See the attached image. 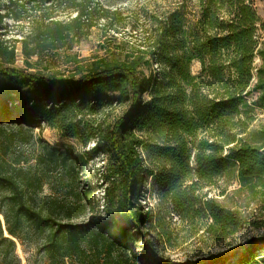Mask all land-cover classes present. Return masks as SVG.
<instances>
[{
    "label": "trees",
    "instance_id": "trees-1",
    "mask_svg": "<svg viewBox=\"0 0 264 264\" xmlns=\"http://www.w3.org/2000/svg\"><path fill=\"white\" fill-rule=\"evenodd\" d=\"M46 1H0V264H22L16 246L24 243L40 253L37 264H132L125 253L104 251L155 228L151 211L140 204L148 180L158 202L180 220L192 224L198 217V229L221 238L237 222L235 213L202 190L234 170L251 195L256 186L264 195V129L260 143L252 144L244 136L253 117L240 116L246 107L264 110V17L256 0L181 2L156 21L145 41L152 46L122 58L104 56L66 78L45 75L26 59L69 46L93 19L112 13L92 0H50L75 15L36 14ZM26 9L29 30L20 39L4 38L5 20L22 21ZM17 43L31 72L9 68ZM194 60L201 65L197 74L190 69ZM254 93L256 101L248 102ZM111 103L124 108L109 124L85 119ZM42 124L93 145L81 154L52 146L33 133ZM98 155L105 158L103 215L76 223L93 194L78 189L79 171ZM45 185L61 197L44 195ZM142 244L143 264H179L160 239L143 236ZM180 264H264V236L240 250Z\"/></svg>",
    "mask_w": 264,
    "mask_h": 264
},
{
    "label": "rangeland",
    "instance_id": "rangeland-1",
    "mask_svg": "<svg viewBox=\"0 0 264 264\" xmlns=\"http://www.w3.org/2000/svg\"><path fill=\"white\" fill-rule=\"evenodd\" d=\"M5 2L6 0H0ZM186 0H92L93 4L99 8L108 9L112 15L109 19L92 20L93 26L87 31H82L80 38L71 42L69 46H64L50 51H43L41 55L27 58L29 63L37 61V70L48 75L53 73V76L66 78L72 74L76 68L81 67L83 70L93 61L104 56L115 55L122 58L125 52H130L134 49H144L152 46V42H145L153 36L155 23L159 18H162L171 8L185 4ZM35 12L39 15H45L49 12L56 18L67 20L75 14L70 9H67L64 4H54L47 0L44 3L36 5ZM51 7L50 10H43L44 7ZM255 6L261 18L264 17V2L256 0ZM31 9H26L23 15L25 19L16 22L12 19H6L4 28L1 29L3 37L6 39H20L23 33L29 30L30 21L29 14ZM101 12L98 10V13ZM110 13V14H111ZM32 18V16L30 17ZM264 39V37H263ZM12 43V42H10ZM264 43V42H262ZM16 61L9 68L22 69L31 72L30 69H25V57L20 51V44L17 43ZM264 49L263 45H260ZM261 60L257 55L254 57L253 67H258ZM1 66V65H0ZM192 74L200 72L201 65L194 60L190 66ZM256 71L253 70V77ZM253 82H255L253 78ZM257 93H254L248 98V102L256 101ZM124 105L115 103L103 105L95 114H86L84 117L88 119L93 126H105L118 115ZM246 115L252 116L253 120L248 126L245 138L252 144L260 143V130L264 129V110L258 106L246 107ZM33 133H39L40 138L52 146L66 149L72 154H81L93 145V140H90L86 146H83L77 138H66L57 130L49 128L42 124L39 128H34ZM105 158L98 155L92 160L86 161L79 171L80 182L78 189L88 187L92 191L90 205H86L84 212L74 220V222H83L85 224L94 221L97 217L103 215V189L106 184L103 182V166ZM81 162L77 161L76 165L80 166ZM44 195L61 197L60 191L57 193L52 185L44 186ZM206 198H213L219 204L227 209L234 211L236 223L232 227L223 231L221 238L214 234H206L200 226L202 221L195 217L192 224L180 220V218L172 212L165 204H160L155 195L150 181L144 183V190L141 193L142 204L144 211L149 209L155 218L153 230H142L136 239H131L124 246L106 247L105 252L111 250L115 254L117 252L125 253L129 258V263L143 264V244L142 237L160 239L165 254L173 263H196L204 258L223 253L226 250H237L244 248L246 242L252 238L264 236V195L260 186L254 188V194L251 195L247 189L236 179V172L230 171L215 179V184L212 187H207L202 190ZM201 227V229H198ZM163 228V229H162ZM195 230V233L193 234ZM167 233L170 244L164 236ZM16 253L22 264H37L40 253L31 243L17 244ZM131 257L136 260L131 261ZM40 262V261H39ZM78 264V263H73Z\"/></svg>",
    "mask_w": 264,
    "mask_h": 264
}]
</instances>
